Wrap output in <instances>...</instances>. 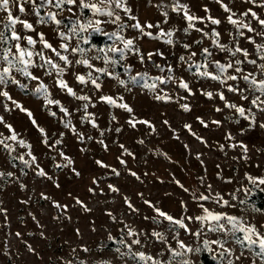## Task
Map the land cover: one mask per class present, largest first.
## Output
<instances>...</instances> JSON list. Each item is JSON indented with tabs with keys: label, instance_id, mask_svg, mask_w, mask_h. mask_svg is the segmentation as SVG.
Here are the masks:
<instances>
[{
	"label": "rangeland",
	"instance_id": "obj_1",
	"mask_svg": "<svg viewBox=\"0 0 264 264\" xmlns=\"http://www.w3.org/2000/svg\"><path fill=\"white\" fill-rule=\"evenodd\" d=\"M177 2L187 5L188 14L200 18L191 22L193 27H188L183 9L173 11ZM78 4L76 0V4L57 9L45 0H24L25 11L20 13L18 0H10L13 15L33 25V31L24 30L21 24L15 29L22 37L30 36L36 42L28 45L26 40L20 41L22 47L37 53L32 57L35 66L29 71L39 81L13 70L11 77L19 83L9 79L0 84V91H6L11 98L0 95V264H203L200 252L208 251L204 240L220 242L208 251L219 264H264L257 255L259 249L241 244L243 233L233 231L227 220L219 222L223 230L210 231L215 222L196 219L207 208L237 217L244 226L254 225L264 233V209H257L248 201L250 193L255 189L264 191V185H253L247 179L264 178V128L260 126L264 124V112L251 103L257 96L264 100V96L254 90L250 81L243 80L249 73L257 81L264 80L259 67L264 65V48H257L264 45V27L251 15L254 12L264 19V0H126L134 20L111 5L125 25L123 30L110 22L112 18L93 17L90 9L81 10ZM49 12L56 14L59 25L48 19ZM229 16L255 31L243 27L238 30V26L229 23ZM209 17L220 23L212 24ZM94 19L102 21L101 32L91 28L79 31L78 21L87 23ZM137 21L142 26L153 25L144 27V32L152 33L151 37L131 27ZM6 24L7 13L0 11V31L10 36ZM161 30L173 35L159 37ZM213 31L218 37L212 35ZM91 32L108 39L112 33L132 39L143 55V63L140 54L133 51H127L123 59L119 53L109 52L112 47L123 48L115 37L102 49L86 46L83 42ZM41 34L71 64L44 48ZM213 40L231 51L236 47L245 49L249 55H231ZM15 43H0V56L6 48L14 53ZM61 44H68L69 51L64 52ZM72 48L82 51L74 54ZM204 49L211 55L205 54ZM40 53L62 71L58 74L45 64ZM105 57L109 58L107 64ZM80 59H88L93 68L106 72L101 74L77 64ZM237 60L242 63L236 65ZM251 60L256 63H249ZM217 61L233 64L222 80L227 75L238 79L221 83L203 75L206 71L219 75ZM4 66L0 60V69ZM236 67L242 71L236 72ZM89 73L93 79L99 77V89L91 81H77V75L87 80ZM59 79L77 96H88L89 100L69 95L67 89L57 85ZM181 81L188 85L187 90L180 87ZM40 82L47 88V99L59 104H49L44 94L37 93ZM153 84L155 88L151 87ZM229 86L238 91H228ZM208 92L213 94L211 98L205 95ZM219 93L225 100L220 99ZM102 96L113 98L116 105L126 104L132 111L110 105L100 99ZM226 102L243 107L245 116L225 107ZM61 106L70 115L66 116ZM251 116L255 117L254 123L245 118ZM6 125L11 126V131ZM13 133L16 140L9 139ZM21 140L30 147L21 146ZM240 145L246 146L247 151ZM40 170L44 176L38 175ZM217 193L223 198L220 202L216 201ZM201 195L209 199L201 200ZM223 201L228 204L221 206ZM157 209L182 220L187 230L159 216ZM129 229L136 235L129 236ZM154 232L161 233L164 239H158ZM133 240L140 243L133 244ZM178 241L193 250L180 249ZM172 250L180 255L174 256ZM139 253L152 260H141Z\"/></svg>",
	"mask_w": 264,
	"mask_h": 264
},
{
	"label": "snow or ice",
	"instance_id": "obj_2",
	"mask_svg": "<svg viewBox=\"0 0 264 264\" xmlns=\"http://www.w3.org/2000/svg\"><path fill=\"white\" fill-rule=\"evenodd\" d=\"M18 2L21 4V6L19 7V11L20 13H24L25 8L22 6L24 0H18ZM46 3H48L49 5H53L55 8L57 9H62L63 5L68 4V5H73L76 4V0H45ZM217 2H220V0H217ZM9 4H10V0H0V11H4L7 13V24L5 25V28L11 32L10 36H5L3 31H0V43L2 42H9V41H15L16 43L13 45L15 48V52L13 53L11 51V48H6L3 50V54L2 56H0V60L3 61V63L6 65L4 66L2 69H0V84L5 83L7 80L11 79L13 83H19L18 81L12 79L11 77V72L13 70L20 72L24 77L30 79V80H37L39 81V78L35 75H33L30 71L29 68L35 66L33 64L32 61V57L34 55H37V53H34L33 51L29 50L28 48H24L21 46L20 41L26 40L28 45H34L36 42L32 39V37L28 36V37H22L21 35H19L15 29V26L17 24H21L24 28V30L26 31H33V25L31 23H29L27 20H21L19 17L14 16L13 13L11 12L10 8H9ZM115 4V7L118 9L123 10L125 13L129 14L128 18L134 20L135 17L131 16V9L128 8L126 6V0H98V3H92V2H86V0H79V4L78 7L83 10V9H90L92 12L93 17H99V16H108L110 18H112L110 20L111 23L117 24L118 27L123 30V28L125 27V25L120 23V16L115 14L113 10H111V5ZM221 6L224 8V10L227 12L229 11V9L224 6L223 4H221ZM181 9L184 10V15H185V19L189 22L188 27L191 28L194 25L191 23L193 20H197L200 19L198 17H194L190 14H188L187 11V5H181L178 2L173 6V11H180ZM68 11H71V9L69 8ZM37 15H39V13L37 12ZM48 19L50 21H52L53 23L59 25L61 23L60 20L56 19V14L53 12H49L48 14ZM166 15V13L164 14ZM244 15H247V13H245ZM251 15L253 16V18L258 19L259 24L264 27V19H259L256 16V13H251ZM209 19L211 20L212 24H219L220 21L216 20V19H212L211 17H209ZM228 21L229 23L238 26V30L240 27L243 28H247V30L249 32H254L255 29H253L250 25L248 24H243L241 21L239 20H235L232 18V16L228 17ZM41 23L44 22L43 18H41L40 20ZM79 25V31H86L87 29L91 28L93 31L95 32H101L102 29L99 27V25L102 23V21L100 19H94V20H88L87 23H80L79 21L77 22ZM131 27H133L134 29H137L140 31L141 35H146L151 37L152 33L150 32H144V27H148L151 28L153 27V25H146V26H142L139 21H137L135 24L131 25ZM72 32L75 34L77 32V28L74 27L72 29ZM173 35L172 32H164L163 30H161V32L159 33V37H171ZM212 35L214 37H218V33H216L215 31H213ZM113 37H115L116 40H119L122 44H123V48H119V47H112L109 48L108 51L112 52V53H119V56L121 59L125 58V53L127 51H133L136 52L137 54L139 53V49H136L134 46V41L132 39H125L123 36L117 34V33H112L109 35V39H112ZM61 38L65 39V36L63 33H61ZM41 42L43 43V47L46 49H51L55 55L62 61L65 62V64H71V61L68 60V57L65 55H62L60 51L56 50L55 48H53V46L48 43L47 41H44L43 39V35L41 34ZM169 43H171V40L168 41ZM250 42H254L251 41ZM213 43L219 47L222 51H229L231 55H235L236 53H241L245 58L248 57L249 53L247 50L245 49H241L240 47H236L234 51H231L229 49L226 48L225 45L219 44L218 40H213ZM184 47L187 49L188 45H184ZM60 48L63 49L64 52H68L69 51V46L68 44H61ZM258 49L264 48V45H257ZM72 53H77L82 51L79 48H72L71 49ZM203 52L207 55H211V53H209L208 49H204ZM40 56V59L44 61L45 64H47L48 66H50L53 69L57 70V73L59 74L62 70L59 68V66L53 62V60L45 58L43 56L42 53L38 54ZM149 58H151L152 53H149ZM193 56L196 55V53H192ZM96 57H94L95 59ZM140 59L141 62L143 63V55L140 54ZM181 60H184V57L180 58ZM261 59H264V55H261ZM113 63H115V61H112ZM77 64H83L85 66H87L90 69H93L95 72H99L101 74H104L106 72V69L103 68H93V65L89 62L88 59H80L76 61ZM105 63H109V58L105 57ZM236 65H239L242 63V61L237 60ZM249 63L251 64H255L256 61L255 60H251L249 61ZM43 66V65H41ZM201 66H205V65H201ZM206 67V66H205ZM216 67L218 69L219 75H215L212 74L210 72H204L203 75L210 77L212 80H220L221 83H226L227 80H232L235 81L238 79L237 76L235 75H227L223 80L221 79L222 76H224V74L227 72V69L229 68H233V64L229 63L227 65H222L219 63V61L216 62ZM260 70L261 72H264V65H260ZM128 71L130 72L131 69H128ZM236 72H241L242 69L239 67L235 68ZM110 75V73H109ZM138 76H145L146 74H137ZM76 79L78 82H80L81 84H86L88 81H91V83L93 84V86L96 89L100 88V84L97 82L99 77H97L96 79L92 78L91 73L88 74V78L86 80L85 76L83 75H77ZM131 79L135 80V77H132ZM156 79L160 80L161 83H164L165 81L159 77H157ZM243 80L246 82L251 83L252 86H254V90L255 91H259L261 93V96H264V80H260L257 81L251 73L246 74L243 76ZM121 83H123V81H121ZM57 85L61 88V89H67V92L69 95L74 96L76 99L78 100H82V101H88L89 97L88 96H77L75 92H73L72 88H70L67 83L62 80L59 79L57 80ZM151 87L155 88V84H153ZM180 87L183 89H188V85L181 81L180 82ZM37 93H42L45 95L46 101L49 104H59V101H52L50 99H47V88L46 86L40 82L38 84V87L36 89ZM228 91L232 92V91H238L237 89H234L233 87L229 86ZM0 95L5 96L6 98L11 99L8 96V93L6 91H0ZM205 95H207L209 98L212 97V93L208 92L205 93ZM220 96L221 100H225V97L223 95V93H219L218 94ZM157 98H161V97H157ZM101 100L107 102L110 105H115L118 107H122L124 109H126L128 112H131L132 110L126 105V104H119L116 105L115 100H113V98L111 97H107V96H102L100 97ZM242 99H247L246 96H242ZM13 103H16L15 101H13ZM252 105L255 106L259 111L264 112V107H261V105H264V100L261 99L260 96H257L255 99H253L251 101ZM18 108L20 107L19 104L16 105ZM88 105L85 104L84 108L85 110L87 109ZM225 107L228 108H232L234 109L237 113H239L241 116H245V109L241 106H238L236 104H230V103H225ZM185 111H188L189 108L187 105L183 106ZM22 111H26L24 109L21 108ZM60 110L62 112H64V114L70 115V113L68 112V110L64 107L61 106ZM217 111H219V109H217ZM29 117L31 118V113L28 112ZM52 115H54V113H52ZM246 119H251L252 122H255V117L251 116V117H245ZM0 122L2 121V118H0ZM34 125H36V121L33 120L32 121ZM140 123H146L144 121H139ZM202 124L204 123L203 120L200 121ZM213 123H219L218 121H213ZM70 124V122H69ZM129 124H133L132 120H129ZM66 126H68L66 124ZM96 125L93 123V127H95ZM134 126V125H133ZM262 128H264V124L260 125ZM6 127L9 128V130L11 131V126L10 125H6ZM38 127V125H37ZM185 127H190L188 125H186ZM205 127H207V125L205 124ZM41 134L44 133L43 129H38ZM229 139H231V137H228ZM12 140H16V135L15 133H13V135L9 138ZM0 143H3V141H0ZM20 145L23 147H30V145H26L24 141H19ZM45 143H47V141L45 140ZM57 144L60 143L59 140L56 141ZM101 143H103L101 141ZM7 147V145H6ZM241 148L244 149V151H247L246 146L244 145H240ZM30 154V153H29ZM130 154V153H129ZM61 156H63V153H61ZM65 159H67V157H65ZM32 160L35 161V157H32ZM69 163H71V161L69 160ZM97 163L99 164L100 162L97 161ZM121 163H124L123 161H121ZM0 175H3L2 173H0ZM9 175H11V173H9ZM38 175L40 176H44L45 172L43 170H40ZM78 175V173H77ZM132 175H135V173H132ZM247 179L249 180V182L253 185L259 186V185H264V178H255V177H247ZM209 187H211V185H209ZM112 191H117V189L112 188ZM250 190H246V192H248ZM201 200H207L209 199V197L207 196H203L201 195L200 197H198ZM235 198V197H233ZM45 199H47V197H45ZM223 198L220 196L219 193L216 194V201L220 202ZM77 203H81L79 200H77ZM145 203H148L147 201ZM228 204V201H223V204L221 206H225ZM59 207V205H57ZM129 207H132L131 204H129ZM87 210V209H86ZM157 214L161 217H163L164 219L172 222L173 224H178L181 228H185L186 229V225L183 223L182 220H175L172 216L160 211V210H156ZM204 214L202 216H198L196 217L197 220H200L202 222H215V224H213L210 227V231H217V230H223L224 226L219 224V222L221 220H227V223L230 224L232 226V230L233 231H239L241 233H243V239L240 241L241 244L246 243L247 246L249 248H252L253 246L257 247L259 249V252L257 253V255L261 258V260H264V233H261L257 230V228L254 225H249V226H244L242 224L241 221L238 220L237 217L234 216H225L223 214H219V213H213L210 212L207 208L203 209ZM109 215H111V213H109ZM187 230V229H186ZM19 235V234H18ZM129 236H134L136 235V233L129 229L128 232ZM154 236H156L158 239L163 240L164 237L161 233L158 232H154L153 233ZM254 237V238H253ZM133 244H139L140 241L139 240H133L132 241ZM204 247L208 249L209 252L212 251L211 245L213 244H220L219 241L216 240H204ZM178 246L180 249H183L185 251H192L193 249L189 248L188 246H186L182 241H178ZM222 246V245H221ZM199 249H197L198 251ZM173 251V255H180V253ZM141 260H152L151 256H146L144 253H139L138 254ZM153 264H161L160 261H154ZM184 264H188L187 261L184 262ZM229 264H231V261H229Z\"/></svg>",
	"mask_w": 264,
	"mask_h": 264
},
{
	"label": "trees",
	"instance_id": "obj_3",
	"mask_svg": "<svg viewBox=\"0 0 264 264\" xmlns=\"http://www.w3.org/2000/svg\"><path fill=\"white\" fill-rule=\"evenodd\" d=\"M83 43L86 46H93L96 49H102L110 43V40L106 37V35L91 32L87 34L86 41ZM7 179L8 176L6 175L4 176L3 181L5 182ZM248 201L252 205L256 206L257 209H264V191L260 189L253 190L248 197ZM133 260L135 261L134 258ZM200 260L203 264H219V261L206 250H201Z\"/></svg>",
	"mask_w": 264,
	"mask_h": 264
}]
</instances>
